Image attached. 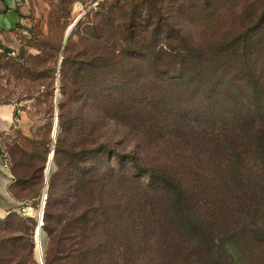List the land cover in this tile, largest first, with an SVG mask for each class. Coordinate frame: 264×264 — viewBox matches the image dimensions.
Listing matches in <instances>:
<instances>
[{
  "label": "trees",
  "instance_id": "obj_1",
  "mask_svg": "<svg viewBox=\"0 0 264 264\" xmlns=\"http://www.w3.org/2000/svg\"><path fill=\"white\" fill-rule=\"evenodd\" d=\"M59 75L45 264H264V0H97Z\"/></svg>",
  "mask_w": 264,
  "mask_h": 264
},
{
  "label": "rangeland",
  "instance_id": "obj_2",
  "mask_svg": "<svg viewBox=\"0 0 264 264\" xmlns=\"http://www.w3.org/2000/svg\"><path fill=\"white\" fill-rule=\"evenodd\" d=\"M96 1L23 0L20 9L19 42L15 49L4 47L0 53V103H13L18 110L16 118L19 119L18 137L8 144L6 152L19 164L17 168L15 166L17 175L22 179L18 183V191L27 199L26 203L37 210L43 194H47L49 181H46L41 169L56 144L52 133L62 97L59 74L65 46L73 36L79 20L90 7L96 5ZM136 138L138 137L124 130H120L117 136V140H121L122 146L128 151L139 152L141 150ZM29 160L36 167L34 176L30 175L32 173ZM39 170L41 172L38 174ZM41 174L43 177L37 179L36 176ZM36 192L38 196L33 197ZM29 226L27 222L23 226L7 221L0 224V262L11 256L9 253L15 249L19 237L22 239V247L18 259L24 264H31L28 255ZM46 250L47 244L44 259ZM35 254L41 258L38 250L33 253L34 259L38 261Z\"/></svg>",
  "mask_w": 264,
  "mask_h": 264
},
{
  "label": "crops",
  "instance_id": "obj_3",
  "mask_svg": "<svg viewBox=\"0 0 264 264\" xmlns=\"http://www.w3.org/2000/svg\"><path fill=\"white\" fill-rule=\"evenodd\" d=\"M23 0H0V53L4 47L16 48L19 42L20 9ZM18 110L13 103H0V224L10 214L19 213L26 200L18 191V177L14 165H3V157L8 144L18 137V123L15 121ZM37 253V234L35 238Z\"/></svg>",
  "mask_w": 264,
  "mask_h": 264
},
{
  "label": "built area",
  "instance_id": "obj_4",
  "mask_svg": "<svg viewBox=\"0 0 264 264\" xmlns=\"http://www.w3.org/2000/svg\"><path fill=\"white\" fill-rule=\"evenodd\" d=\"M15 121L18 123L19 119L16 118ZM11 163L12 161L10 159L9 154L5 153L3 157V165L5 167H10ZM46 198H47V194H43L41 205L38 210L29 206V204L27 203L19 209V213L27 217L35 218L38 222V227H42L44 223V206L46 203Z\"/></svg>",
  "mask_w": 264,
  "mask_h": 264
},
{
  "label": "bare ground",
  "instance_id": "obj_5",
  "mask_svg": "<svg viewBox=\"0 0 264 264\" xmlns=\"http://www.w3.org/2000/svg\"><path fill=\"white\" fill-rule=\"evenodd\" d=\"M53 129L54 130H53L52 136L54 137L55 126H54ZM51 155H52V153L50 154V156H49V158L47 160V164H46V167H45V170H44L45 179H46V176L48 175L49 168L52 167V164H53V161L51 159ZM36 232H37V237H38V239H37V250H38L39 255L41 256V258H43L44 254H45V249H46L45 248V234H44V232L42 231L41 228L36 230Z\"/></svg>",
  "mask_w": 264,
  "mask_h": 264
},
{
  "label": "water",
  "instance_id": "obj_6",
  "mask_svg": "<svg viewBox=\"0 0 264 264\" xmlns=\"http://www.w3.org/2000/svg\"><path fill=\"white\" fill-rule=\"evenodd\" d=\"M79 19H80V17L76 19V21L74 22V25L78 22ZM74 25L71 27V30L68 32V34H67V38H68L69 35L71 34V31H72V28L74 27ZM58 84H59V82H58ZM56 101H58V98H56ZM58 131H59V127H58V119L56 118L54 136L58 133ZM51 159H52V161H53V152H52V155H51ZM55 169H56V166H55V163H54V161H53L52 167H50L49 170H48V175L46 176V181H48V179L50 178L52 172H53ZM39 228H41L42 231L44 232V230H43L42 227H37L36 230H38ZM36 230H35V233H34V241L36 240V239H35V238H36V234H37ZM44 234H45V232H44ZM46 244H47V237H46V235H45V248H46ZM35 248H36V247H35ZM34 252H35V249H34ZM35 256H36V254H35ZM36 258H37V260H38V262H39L40 264H45V262H44V257H43V258H38V257L36 256Z\"/></svg>",
  "mask_w": 264,
  "mask_h": 264
}]
</instances>
